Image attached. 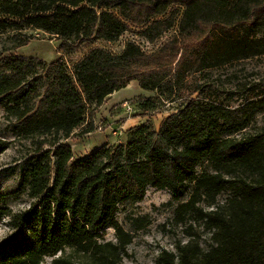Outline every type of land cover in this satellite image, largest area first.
<instances>
[{
	"label": "trees",
	"instance_id": "trees-1",
	"mask_svg": "<svg viewBox=\"0 0 264 264\" xmlns=\"http://www.w3.org/2000/svg\"><path fill=\"white\" fill-rule=\"evenodd\" d=\"M131 27L150 44L175 28L178 36L154 53L135 43L121 54L93 49L73 74L62 59L0 61L11 132L35 145L20 187L0 194V225L11 231L0 242V264H77L69 251L90 264H121L133 237L117 220L120 206L143 200L150 187L172 191L175 202L191 188L176 218L197 215L212 240L208 250L180 243L157 264H264V128L237 137L258 102L230 109L194 98L195 91L159 130L147 121L128 130L126 143L75 160L65 142L91 106L99 109L132 82L155 94L140 104L146 117L159 101L172 102L190 74L264 55V0H0V32H16V49L34 40L26 30L55 36L60 52L71 54L88 41H118ZM94 129L91 122L85 133ZM10 146L0 138V155ZM206 163L211 170L199 174ZM228 188L232 197L218 204ZM20 194L30 204L14 211L8 199ZM203 202L212 209L204 211ZM108 229L115 244L103 241Z\"/></svg>",
	"mask_w": 264,
	"mask_h": 264
},
{
	"label": "rangeland",
	"instance_id": "rangeland-1",
	"mask_svg": "<svg viewBox=\"0 0 264 264\" xmlns=\"http://www.w3.org/2000/svg\"><path fill=\"white\" fill-rule=\"evenodd\" d=\"M174 8L180 10L181 14L184 11L180 5ZM109 11L118 13L115 9ZM141 31V28L131 27L129 32L115 42L88 41L71 54L60 52L61 42L55 36L43 31H24L22 35H33L34 40L19 49L15 48L16 42L13 40L16 32H0V61L10 57H24L51 64L62 59L69 72L73 74L77 63L93 49L101 48L114 54H121L129 43H135L145 52L154 53L169 40L178 36V28H175L157 43L150 44L140 36ZM42 89L45 90L43 85ZM195 91L197 92L194 98L220 104L230 109H237L252 101L259 103L260 109L256 112L250 126L237 135L238 138L257 133L264 128V55H262L190 74L183 90L172 102L159 101L157 110L150 111L146 117H144L140 104L147 98L154 97L155 94L141 90L138 82H132L127 88L115 93V97L109 99L99 109L92 110L93 106H91L88 109L85 124L65 142L72 147L75 160L89 155L107 143L110 145L126 143L129 138L128 130H126L128 127H135L141 121L145 122L149 119L151 127L159 130L162 123L175 113ZM91 122L94 124V131L85 133ZM12 123L14 121L8 119L6 115L5 101L0 100V138L11 142L10 148L0 155L1 195L10 194L20 187L22 171L27 165L26 161L35 150L33 141L17 139L12 134ZM123 126L125 130L121 129ZM206 170H211L207 163L199 167L198 173L201 174ZM233 193L234 190L228 188L217 198L218 204L225 205ZM190 194L191 188L184 193L180 201L175 202L172 191L150 187L143 200L126 202L120 206L117 220L133 237L121 264H157L163 251L174 252L176 245L190 241L198 242L204 250L210 248L211 234L197 215H188L184 221L176 218L178 205L187 202ZM8 204L14 211H19L28 207L30 199L26 194L13 195L8 199ZM200 207L204 211L212 209L204 202ZM10 234L7 222L0 225V242ZM103 241L115 244L117 242L115 231L108 229L104 233ZM68 255L77 264H90L87 258L77 253L69 251ZM47 261L50 262L51 259Z\"/></svg>",
	"mask_w": 264,
	"mask_h": 264
},
{
	"label": "crops",
	"instance_id": "crops-1",
	"mask_svg": "<svg viewBox=\"0 0 264 264\" xmlns=\"http://www.w3.org/2000/svg\"><path fill=\"white\" fill-rule=\"evenodd\" d=\"M113 97H115V94L114 95H112L110 98H108V100L106 101V102H108L109 101V99H111V98H113ZM105 104V103H104ZM147 121H149V119H147L145 122L144 121H141L138 125H136L135 127H137V126H139V125H142V124H144V123H146ZM129 123V122H128ZM127 123V124H128ZM126 126V125H125ZM125 126H123V127H121V129H123V130H125L126 128H125ZM131 128H134V126H130V127H128V129H126V130H129V129H131ZM109 144V143H108ZM98 149V148H97Z\"/></svg>",
	"mask_w": 264,
	"mask_h": 264
}]
</instances>
